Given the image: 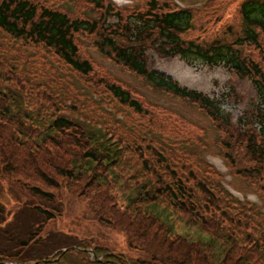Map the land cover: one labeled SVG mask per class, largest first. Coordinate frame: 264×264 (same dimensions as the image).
I'll list each match as a JSON object with an SVG mask.
<instances>
[{
	"label": "rangeland",
	"instance_id": "374dc122",
	"mask_svg": "<svg viewBox=\"0 0 264 264\" xmlns=\"http://www.w3.org/2000/svg\"><path fill=\"white\" fill-rule=\"evenodd\" d=\"M30 1L39 7L67 13L72 19L95 23L98 28L94 33L76 34L74 39L79 58L88 61L93 68L89 75L72 69L54 49L16 39L0 29V204L6 218V223L1 226L10 224L9 230L16 229L21 233L33 226L37 228L38 217L35 219L31 209L44 201L34 198L33 191H27V187L38 186L50 192L54 202L46 206L58 211L56 219L39 230L37 243L27 249L19 248L12 255L16 252L28 261L42 257L56 261L61 260L59 255L65 248L78 245L87 246L89 250L123 253L133 260L144 258L141 250L130 247L123 229L113 228L92 213L84 187L61 184L53 189L24 174L20 176L8 171L9 164H4L5 159L11 161L13 149L26 144L29 136L21 135L19 130L25 123V114L30 112L25 102L31 92L43 95L45 101L41 103L40 113L47 115L46 119H68L90 133L93 140H86L87 144L96 142L103 148L97 155L100 162L93 163L82 175L113 181L114 176L108 177L112 170L107 167L113 165L122 184L113 187L111 196L115 205L123 196L125 184L140 189L146 187L150 192L153 187L165 191L174 176L185 178V181L196 178L207 184L209 192L224 188V230L233 229V224L242 221L245 229L259 238L264 233V140L256 126L257 121L251 117L253 112L256 113L253 106L257 105L251 79H242L224 66L191 65L180 56L165 57L152 48L144 51L146 67L150 71L186 91L207 97L221 109L225 102V107L232 111L234 122L231 127L225 126L216 122L209 110H202L200 104L153 89L144 78L112 59H119L117 53L113 54L110 48L102 45L104 38L115 36L121 17L126 25V19L140 12L146 14L154 0H114L116 10L110 14L106 7L111 0L105 3V9L89 6L85 0ZM155 1L168 2L175 8L174 0ZM245 1L186 0L184 6L195 17V27L187 37L205 44L230 40L231 28L241 30V6ZM124 40L120 39L119 43L125 44ZM246 48L247 59L258 63L264 72V33L260 47ZM111 86L122 87L131 93L143 111L138 113L122 104L110 92ZM31 107L33 110L40 108ZM247 112L252 122L242 127L245 123L240 120ZM32 118L39 120L38 113L32 114ZM242 130L250 131V136L259 141V149L252 146L250 136L243 137ZM64 132L51 127L49 141L62 140L64 144L72 138L78 142L79 131ZM43 133V129L33 126V143H37L38 137L43 139ZM106 156H110V162L105 161ZM65 160L71 161L70 156ZM162 163L168 166L167 171L161 167ZM153 171L157 176L151 175ZM132 192L129 190V198ZM199 197H202L200 193ZM110 209V212L117 211ZM6 240L5 235L0 238L2 243ZM0 248L14 250L10 242L8 245L0 243Z\"/></svg>",
	"mask_w": 264,
	"mask_h": 264
},
{
	"label": "trees",
	"instance_id": "16d2710c",
	"mask_svg": "<svg viewBox=\"0 0 264 264\" xmlns=\"http://www.w3.org/2000/svg\"><path fill=\"white\" fill-rule=\"evenodd\" d=\"M85 1L97 8H104V0ZM112 11V6H108L107 13ZM125 21L126 25H123L125 22L121 17L114 38H104L102 45L111 48L123 64L145 76L154 85L166 86L176 94L199 102L194 93L181 89L177 84L172 85L164 76L157 75L146 67L141 49L146 42L152 43L153 40L157 42L158 52L165 57L180 56L192 65L224 66L242 79L250 78L257 95V105L253 106L257 115L253 112L251 117L257 121L256 126L260 128L264 140V72L258 63L247 59L244 53L247 46H261V35L264 33V0H246L242 4L241 30L231 28L230 40L224 39V43L195 44L196 46L191 44L186 48L188 44L182 41L180 35L192 27L193 17L187 11L149 13ZM0 25L35 43L54 47L76 70L84 74L91 72V65L79 58L74 39L75 35L81 32L94 33L98 28L97 24L71 19L59 11L40 10L29 1H3L0 2ZM119 38H125L127 43L119 46ZM111 90L123 103L142 111L141 104L133 99L130 93L117 86L111 87ZM202 100L208 109L224 117L225 126H233L232 111L225 107V102L224 109H221L208 98ZM30 102L33 107L39 106L31 99ZM25 104L32 114L38 113L39 120L36 121L28 113L25 114V123L21 124L19 133L23 136L27 133L29 136L25 140L26 144L13 149L11 161L5 159L4 164H9L8 171L20 176L24 174L30 180L40 181L53 189L59 188L61 184L68 187H84L92 213L97 214L113 228L123 229L129 238L130 247L141 250L144 255L141 260H133L123 253L95 249L103 262H94L85 250L89 247L83 246L84 250L64 254L58 263L48 264H264V233L258 238L245 229L242 221L237 220L233 229L224 230V212L221 214L219 207L216 208L219 201L221 200L219 205L223 201L221 192H208L200 183L204 196L198 199L191 195L188 183L174 176L164 192L156 190L155 187L150 192L146 187L140 189L125 184L123 196L115 205L111 196L112 190L116 184H122L113 171V165H107L112 170L108 177L114 176L113 181L105 177L98 179L82 175L93 163L100 162L97 155L103 151L96 142L86 143V140H93L90 133L64 117L50 119L51 122L46 119L47 115H41V108L33 110L27 100ZM251 122L249 112L240 120V123H245L242 127ZM33 126L43 129L44 132L43 139L38 137L37 143L32 141ZM50 126L60 133L79 131L78 142L72 138H68L64 144L62 140L49 141L52 138ZM241 134L243 137L250 136V131L242 130ZM30 140L32 144L28 145ZM249 141L253 147L259 149L257 139L250 136ZM2 150L7 158L5 150ZM66 156H70L71 161H66ZM105 161L110 162V156H106ZM106 173H109V170H106ZM129 190L133 191L130 198L127 195ZM27 191H33L34 198L44 201L42 205L54 202V196L38 186L27 187ZM110 208L117 211L110 212ZM212 208L214 211L210 212ZM48 210L35 205L31 212L35 219L38 217L37 228L33 226L29 231L21 233L16 229L9 230L10 224L1 226L6 223V218L0 204V238L4 235L7 237L6 243H0L8 245L10 242L14 249L9 251L7 248H0V264H7L9 260L25 264L28 262L16 252L13 255L12 253L37 243L39 230L55 218L53 212Z\"/></svg>",
	"mask_w": 264,
	"mask_h": 264
}]
</instances>
